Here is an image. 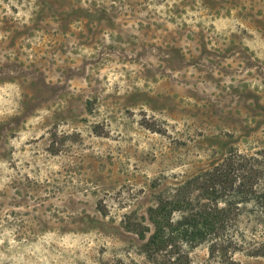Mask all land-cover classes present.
Segmentation results:
<instances>
[{
	"label": "rangeland",
	"instance_id": "1",
	"mask_svg": "<svg viewBox=\"0 0 264 264\" xmlns=\"http://www.w3.org/2000/svg\"><path fill=\"white\" fill-rule=\"evenodd\" d=\"M231 151L238 245L186 264H264V0H0V264H165L137 231Z\"/></svg>",
	"mask_w": 264,
	"mask_h": 264
},
{
	"label": "trees",
	"instance_id": "2",
	"mask_svg": "<svg viewBox=\"0 0 264 264\" xmlns=\"http://www.w3.org/2000/svg\"><path fill=\"white\" fill-rule=\"evenodd\" d=\"M244 166L241 155L231 151L221 162L212 163L178 187L170 198L158 200L150 210L154 229L137 231L146 239L147 252L157 255L165 250V264H170L172 258L174 263L186 264L189 255L185 246L210 241L215 252L223 249L218 242L221 239L226 248L228 244L238 245L234 226L241 220L247 187L253 184L252 178L249 184L241 174ZM259 252L264 255V245Z\"/></svg>",
	"mask_w": 264,
	"mask_h": 264
}]
</instances>
